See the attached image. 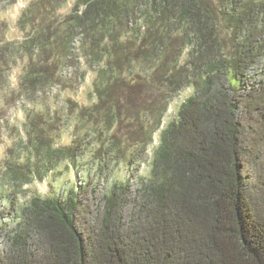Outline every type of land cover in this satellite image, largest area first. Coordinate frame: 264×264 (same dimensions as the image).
<instances>
[{
    "label": "trees",
    "instance_id": "1",
    "mask_svg": "<svg viewBox=\"0 0 264 264\" xmlns=\"http://www.w3.org/2000/svg\"><path fill=\"white\" fill-rule=\"evenodd\" d=\"M68 3L32 0L22 39L0 26L1 127L25 103L0 158V264H264V0ZM78 36L95 100L68 94L65 126L42 95L66 81ZM185 88L149 174L109 186L119 163L146 160ZM65 167L78 187L21 202Z\"/></svg>",
    "mask_w": 264,
    "mask_h": 264
},
{
    "label": "rangeland",
    "instance_id": "2",
    "mask_svg": "<svg viewBox=\"0 0 264 264\" xmlns=\"http://www.w3.org/2000/svg\"><path fill=\"white\" fill-rule=\"evenodd\" d=\"M31 1L32 0H18L13 6H7L6 3L0 4V8H2L0 10V26L6 25L8 27V32L6 34L8 38L22 39L23 33L17 28V20L21 12L30 4ZM73 1L74 0H69L65 11H70ZM80 38L81 36H78L74 42V53L76 60L64 70V78L66 81L61 85L55 86L54 88L50 89L49 92L42 95V98L50 97L54 109L59 111L61 114H63V111L65 112L67 110L65 100L68 94L72 95L79 103L84 105L90 104L95 100V97L92 95V81L95 75L94 67L87 68L84 59L80 55ZM22 67L23 64H18L13 69H11L9 76L7 77V85H9L8 87L10 90L16 88L18 78L23 72ZM191 93V88H185L172 99L165 115L163 124L161 125L160 130L154 135V142L151 145L146 160L144 162H137L132 166H128L125 162L119 163L113 172L111 180L109 181V186L115 179L123 181L130 180L132 183H135L139 177L149 174L152 162V153L158 146L161 130L167 127L170 122L177 118L178 109L180 108L183 101ZM24 106V100L20 99L12 107L6 106L2 111L1 115L4 118L3 120L6 121L7 118H10L11 126L4 125V127H1L3 126V121H0V158L4 157L6 148L12 145L13 134H15L18 130L19 133H23L21 130L24 116ZM60 117L61 125H65L70 122V119L67 117L66 113ZM68 136L69 135L67 133L62 135L63 143H70V137ZM63 167L64 164L60 165L61 169H63ZM64 170V174L57 178V180L54 182V186L53 183H49L48 179L45 181H36L31 185H26L25 187H27L28 190L22 193L21 202L26 201L34 192L43 196H49L59 192L66 194L69 188L78 187L81 184L80 181H82V177L85 174L83 173L82 177L81 175L76 177L75 171L73 169L68 170L65 167ZM1 208L2 205L0 203V209Z\"/></svg>",
    "mask_w": 264,
    "mask_h": 264
}]
</instances>
